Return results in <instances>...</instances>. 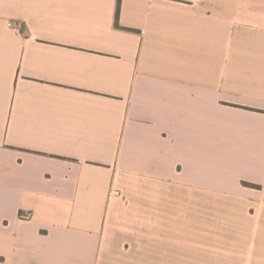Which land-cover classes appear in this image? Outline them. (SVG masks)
Wrapping results in <instances>:
<instances>
[{
  "label": "crops",
  "instance_id": "1",
  "mask_svg": "<svg viewBox=\"0 0 264 264\" xmlns=\"http://www.w3.org/2000/svg\"><path fill=\"white\" fill-rule=\"evenodd\" d=\"M0 264H264V0H0Z\"/></svg>",
  "mask_w": 264,
  "mask_h": 264
},
{
  "label": "trees",
  "instance_id": "2",
  "mask_svg": "<svg viewBox=\"0 0 264 264\" xmlns=\"http://www.w3.org/2000/svg\"><path fill=\"white\" fill-rule=\"evenodd\" d=\"M119 11H120V6H119V8H118V14H119ZM249 186H251V185H249Z\"/></svg>",
  "mask_w": 264,
  "mask_h": 264
},
{
  "label": "built area",
  "instance_id": "3",
  "mask_svg": "<svg viewBox=\"0 0 264 264\" xmlns=\"http://www.w3.org/2000/svg\"><path fill=\"white\" fill-rule=\"evenodd\" d=\"M115 194L117 195V192H115ZM27 217V216H26Z\"/></svg>",
  "mask_w": 264,
  "mask_h": 264
}]
</instances>
